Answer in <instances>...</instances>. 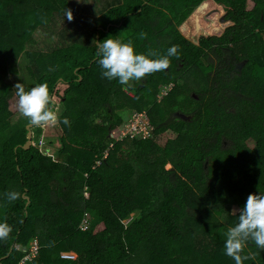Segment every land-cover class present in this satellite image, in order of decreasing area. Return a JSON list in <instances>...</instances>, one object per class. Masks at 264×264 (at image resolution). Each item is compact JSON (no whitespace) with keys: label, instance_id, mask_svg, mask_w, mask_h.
Wrapping results in <instances>:
<instances>
[{"label":"trees","instance_id":"obj_1","mask_svg":"<svg viewBox=\"0 0 264 264\" xmlns=\"http://www.w3.org/2000/svg\"><path fill=\"white\" fill-rule=\"evenodd\" d=\"M76 1L0 0V223L11 229L0 264H19L35 239L33 264H234L223 233L249 193L264 192V0H103L89 16ZM211 1L231 25L196 44L182 29ZM54 29L53 49L28 53ZM110 35L158 56L175 45L179 58L128 85L108 81L95 51ZM26 57L33 86L45 84L50 109L69 120L49 156L41 127L23 149L32 123L10 109L7 78ZM134 112L151 137L116 139ZM168 131L176 137L161 145ZM246 244L244 264H264Z\"/></svg>","mask_w":264,"mask_h":264},{"label":"clouds","instance_id":"obj_2","mask_svg":"<svg viewBox=\"0 0 264 264\" xmlns=\"http://www.w3.org/2000/svg\"><path fill=\"white\" fill-rule=\"evenodd\" d=\"M63 17L71 21V10L64 9ZM145 36V33L139 34L140 39ZM95 56L101 77L108 81L115 80L121 85H128L130 81H139L149 74L164 71L169 67V57L179 58L175 45L168 47L164 55L158 56L151 50L139 53L131 40L125 42L113 39L111 35L96 43ZM14 89L18 98V112L33 125L69 124L67 117L58 120L56 112L50 109L49 92L45 84H37L25 90L23 83H17ZM6 198L14 201L18 194L14 191L8 192ZM10 230L6 223H0V240L6 239ZM223 237L224 255L231 258L234 264H244V261L253 259L251 253L243 256L241 254L248 246L246 241H251L257 249L264 251V192L249 193L243 207L238 210L237 223L228 227Z\"/></svg>","mask_w":264,"mask_h":264},{"label":"rangeland","instance_id":"obj_3","mask_svg":"<svg viewBox=\"0 0 264 264\" xmlns=\"http://www.w3.org/2000/svg\"><path fill=\"white\" fill-rule=\"evenodd\" d=\"M103 4V0H77L73 5L74 7L80 10L79 13L84 16H89V12L100 9ZM249 9L253 8V4H249ZM203 11H199L194 16H192L188 22L185 23V27L182 29V34L188 38L189 40H193L194 43L198 44L199 40L202 37H209L214 35H221L226 28H228L231 24L229 22L224 21V10L222 7L216 5L214 2L207 3V6L204 5ZM88 12V13H86ZM79 15V14H78ZM40 33V34H39ZM36 35V40L38 44H35L33 49H30L28 53L35 54L40 51H50L55 47L57 42H59V38L57 35V30H47L39 32ZM31 64V60L29 57L21 60L19 63V74L17 76H10L7 78V82H9L13 86L12 97L10 99V109L14 114V122H19L23 116L20 115L17 108V98L15 94V85L17 83H23L25 89H28L34 85V81L29 73V66ZM161 98V97H160ZM63 111L62 107H59L56 110L57 116ZM131 115H127L123 122H126ZM58 124V123H57ZM56 125L46 124L41 127L43 133L40 138V147L44 148V152L46 156L53 154L52 149H59V144L57 143V138L60 135V130ZM176 135L172 131H168L162 137L160 144L165 145L169 139L175 138ZM46 145L48 147H46ZM170 169V166L167 167ZM134 215H132L133 217ZM131 217V218H132ZM129 220L126 221V223ZM103 229L101 226L98 227V230ZM74 257V255H70ZM205 259L194 261L191 264H205L203 263Z\"/></svg>","mask_w":264,"mask_h":264},{"label":"built area","instance_id":"obj_4","mask_svg":"<svg viewBox=\"0 0 264 264\" xmlns=\"http://www.w3.org/2000/svg\"><path fill=\"white\" fill-rule=\"evenodd\" d=\"M153 127L149 122V118L144 114L133 113L129 121L124 125V128L120 131L118 140H124L126 138L130 139H148L151 137ZM91 224V216L89 214L85 215L83 219V224L81 228L86 230ZM41 246L38 240H33L31 242L30 248L26 255L19 262V264H27V262H33L35 258L39 255Z\"/></svg>","mask_w":264,"mask_h":264},{"label":"water","instance_id":"obj_5","mask_svg":"<svg viewBox=\"0 0 264 264\" xmlns=\"http://www.w3.org/2000/svg\"><path fill=\"white\" fill-rule=\"evenodd\" d=\"M45 125L46 124H40V125L31 124V125L27 126V131H28L27 139H28V141H27L26 145L23 146V149L29 150L33 146V142H32V139H33V131L32 130H33V128H35V127H43ZM25 198L28 201V204H30L29 198L28 197H25ZM27 264H33V263L32 262H27Z\"/></svg>","mask_w":264,"mask_h":264}]
</instances>
